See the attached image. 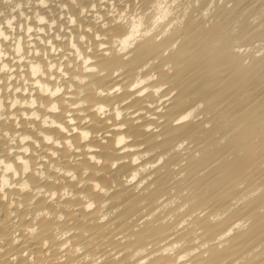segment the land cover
<instances>
[{
  "label": "bare ground",
  "instance_id": "bare-ground-1",
  "mask_svg": "<svg viewBox=\"0 0 264 264\" xmlns=\"http://www.w3.org/2000/svg\"><path fill=\"white\" fill-rule=\"evenodd\" d=\"M0 264H264V0H0Z\"/></svg>",
  "mask_w": 264,
  "mask_h": 264
}]
</instances>
